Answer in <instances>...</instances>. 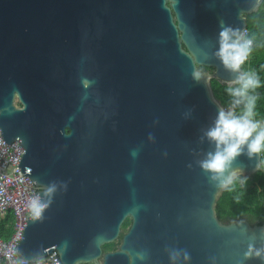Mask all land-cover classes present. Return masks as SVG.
<instances>
[{"label": "water", "instance_id": "1", "mask_svg": "<svg viewBox=\"0 0 264 264\" xmlns=\"http://www.w3.org/2000/svg\"><path fill=\"white\" fill-rule=\"evenodd\" d=\"M263 1L0 0V134L25 149L19 168L44 205L17 257L264 264V225L220 221L223 178L201 167L223 108L212 81L244 73L214 55L219 32L243 36ZM260 164L244 146L224 176L251 178Z\"/></svg>", "mask_w": 264, "mask_h": 264}, {"label": "clouds", "instance_id": "2", "mask_svg": "<svg viewBox=\"0 0 264 264\" xmlns=\"http://www.w3.org/2000/svg\"><path fill=\"white\" fill-rule=\"evenodd\" d=\"M252 43L251 39H245L240 35L238 29L223 27L219 32V48L214 55L226 69L240 73L252 51ZM193 77L198 81L200 73L194 72ZM233 84L237 86L233 87ZM259 87L260 80L256 73L244 72L238 75L226 89L233 97L232 107L227 110L219 108L214 126L205 133L207 139L215 144L216 150L208 154V158L201 162V167L213 174L211 179L223 178L219 185L221 188H227L232 183L236 173L232 172L227 177L224 173L235 158L241 155L244 146H247L249 157L264 151V125L254 119L257 97L250 94ZM241 104H243V114L237 116L234 109ZM30 207L39 216L44 205H41L39 198H36ZM257 255L260 253L257 252Z\"/></svg>", "mask_w": 264, "mask_h": 264}, {"label": "trees", "instance_id": "3", "mask_svg": "<svg viewBox=\"0 0 264 264\" xmlns=\"http://www.w3.org/2000/svg\"><path fill=\"white\" fill-rule=\"evenodd\" d=\"M246 39L253 41L252 51L248 60L242 66L244 72H254L260 80V87L250 93L257 97L254 119L264 125V1L260 9L251 15H247ZM202 72L213 73L212 70L199 69ZM237 86V85H236ZM233 86V87H236ZM228 86L221 85L217 80L212 81V90L216 100L224 109L232 107L231 97L226 89ZM234 112L237 116L243 114V104L236 106ZM260 169L251 182L241 176L228 185L222 197L218 201L217 215L223 223L247 219L252 225H264V151L261 153ZM14 217L8 212L5 217H0V238L8 240L13 232ZM132 220L129 219L123 226V234L115 243L108 244L103 248L104 254L117 252L122 244L123 238L129 232Z\"/></svg>", "mask_w": 264, "mask_h": 264}, {"label": "built area", "instance_id": "4", "mask_svg": "<svg viewBox=\"0 0 264 264\" xmlns=\"http://www.w3.org/2000/svg\"><path fill=\"white\" fill-rule=\"evenodd\" d=\"M246 35L245 32V39ZM23 155L25 149L19 142L6 144L0 134V217H5L8 212H12L14 217L10 238L7 241L0 238V264H63L56 250L35 263H27L16 256V248L25 233L27 221L35 220L41 215L37 216L30 207L39 198V191L37 184L24 177L19 168Z\"/></svg>", "mask_w": 264, "mask_h": 264}, {"label": "flooded vegetation", "instance_id": "5", "mask_svg": "<svg viewBox=\"0 0 264 264\" xmlns=\"http://www.w3.org/2000/svg\"><path fill=\"white\" fill-rule=\"evenodd\" d=\"M183 48H184V46H183ZM185 49V48H184ZM14 103H15V105L17 106V107H21V105L19 104V103H16V99L14 98ZM67 132L69 133V130H67Z\"/></svg>", "mask_w": 264, "mask_h": 264}, {"label": "rangeland", "instance_id": "6", "mask_svg": "<svg viewBox=\"0 0 264 264\" xmlns=\"http://www.w3.org/2000/svg\"><path fill=\"white\" fill-rule=\"evenodd\" d=\"M246 34H247V31H246ZM227 110V109H226ZM251 179H252V177L250 178V177H246V181H247V183L248 182H251Z\"/></svg>", "mask_w": 264, "mask_h": 264}]
</instances>
